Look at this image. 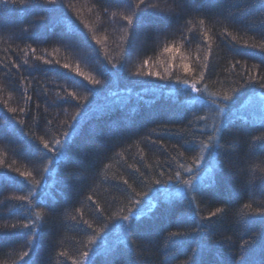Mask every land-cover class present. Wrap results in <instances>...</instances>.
<instances>
[{
    "label": "trees",
    "instance_id": "16d2710c",
    "mask_svg": "<svg viewBox=\"0 0 264 264\" xmlns=\"http://www.w3.org/2000/svg\"><path fill=\"white\" fill-rule=\"evenodd\" d=\"M154 2L164 6L0 3V226L43 214L32 229L0 227V264H74L84 250L89 264H264V216L244 208L264 200L255 168L264 153L252 141L264 134V0H185L172 14L147 7ZM121 13L133 15L131 25ZM206 54L198 93L181 81L198 79ZM204 84L221 96L203 93ZM213 125L222 129L218 144L208 139ZM40 138L64 147L49 151ZM201 140L214 147L194 163ZM193 177L190 190L184 181ZM30 190L36 209L11 199ZM217 207L225 212L209 219Z\"/></svg>",
    "mask_w": 264,
    "mask_h": 264
},
{
    "label": "snow or ice",
    "instance_id": "6c2138e0",
    "mask_svg": "<svg viewBox=\"0 0 264 264\" xmlns=\"http://www.w3.org/2000/svg\"><path fill=\"white\" fill-rule=\"evenodd\" d=\"M185 2V0H173L172 4H169L168 3V0H164V6L161 7V4L160 3H151L149 5H147V7L149 8H152V9H159V12L161 14H164L165 12H167L168 14H172V13H175L176 11V8H180L183 6V3ZM0 3H5V4H12V5H18L20 10L22 11H27L29 8L35 6L36 4V0H0ZM47 3L49 4H55L56 3V0H47ZM140 3H144V0H140ZM139 10V5H135L134 7H132L131 11L133 14H135L136 12H138ZM105 11H107V9H105ZM111 15L113 17H115L117 15L116 12H113L111 13ZM121 15V18L125 21L128 22L129 25L132 24V21H133V15H124L123 13L120 14ZM186 24L189 26L188 30L189 31H192L193 28L195 27V25L193 24V20L192 19H187L186 20ZM198 24L199 26L201 27V29L204 28V25H205V21L204 19H199L198 20ZM24 31H28V29H24ZM225 31H227V29H225ZM202 35L205 37V39H210V37H208V32L207 31H203L202 32ZM229 35H231L229 33ZM233 39H235V37H233ZM99 42V41H98ZM247 43V42H245ZM208 53L211 52V46L208 45ZM259 47H261L262 49H264V44H261L259 45ZM31 51L33 53H35V49H29V48H25L24 51L25 52H28V51ZM164 51H169V48L168 47H165L164 48ZM38 59H42V57H38ZM208 54L205 55L204 57V62L201 64L200 66V71H199V74H198V79L194 80V81H189L187 78L182 80L181 82L184 83V84H190L191 85V88L196 91V92H201V89L200 88H197V84L200 83L201 81H203L204 79V75H205V70L208 68ZM50 61H46V63H49ZM24 63L26 64L27 63V60L24 61ZM147 63V61H145V64ZM65 68L68 67V65H64ZM182 67L185 69V71L188 70V66L187 65H182ZM234 67V66H233ZM257 66H253V68H256ZM78 70V69H77ZM137 75H140V71L138 70ZM80 75H85L84 73H80ZM147 75H153V73L149 72L147 73ZM158 75V74H157ZM86 79L90 80L91 83L93 84H99L100 81L97 80V79H94L93 77L91 76H86ZM249 79L251 80L252 77H249ZM261 80L264 81V77H261ZM261 87H264V83H261ZM202 92L203 93H206L209 97H216V96H221V93H218V92H212L209 90V87L207 84H204L203 85V89H202ZM73 96H75V93L72 94ZM30 99V98H29ZM222 99L223 100H229L231 99L230 95L225 93L222 95ZM211 103L213 105H216V100L213 99L211 101ZM10 111L12 112H15L16 109L15 108H12L10 109ZM217 111L218 113L222 114L223 113V109L221 108H217ZM194 115V119L196 121H200V120H207L209 117L208 116H201V115H197V114H193ZM191 123V122H190ZM262 127H264V125H262ZM64 137H65V141L67 140V137H68V133H63ZM43 142V147L49 151H53L55 150L56 148H59V149H63L64 147V144L61 142V140L59 139H53L51 142L47 141V140H43L42 138H40ZM193 139H195V136H193ZM209 141H212V140H215L217 142V144L221 141L222 139V129L216 125H213V134L211 136H209ZM252 141L255 142L254 144V147H255V150L259 153H264V134L260 135V136H255L252 138ZM50 143H51V147H50ZM214 147V145L212 143H209V142H205L203 140L199 141L198 142V151H197V155L193 158V162L194 163H197V162H200V161H203L205 159V153L208 152V150L210 148ZM59 154V153H58ZM180 155L182 156L183 153L181 152ZM49 164L52 163L51 160L48 161ZM181 168H184V170L188 171V172H192L193 171V168L191 166H187V165H180ZM256 169H258L261 173H264V167H261L260 165H256L255 166ZM16 171H19V169H16ZM43 172H47L48 171V168H43L42 169ZM211 171V169L209 170ZM21 175H24V176H31L32 173L31 172H27V173H21ZM181 175L180 172H176L175 173V176L179 177ZM260 179V182H261V188L262 190H264V175L260 176L259 177ZM194 180H195V177L193 178H190L188 180H185L184 181V184H186L188 186V188L190 190H194L195 188V185H194ZM125 184H127V181L125 180L124 181ZM156 183H161V181L157 180ZM39 184V181H35L34 183V186L38 185ZM34 193L31 192V190L29 191L28 195L26 196H15V197H11V199H15V200H19V201H26L28 203V205L30 206V209H36L38 206L37 205H34L32 203V195ZM88 199H91V197H89ZM194 199V197H193ZM0 203H3V201H0ZM131 203H139V201H132ZM151 207V206H150ZM244 208L247 209L249 212H254V213H257V214H260L262 216H264V200L260 201L259 202V206L254 208L252 207V204L251 203H248V204H245L244 205ZM78 213H80L81 217L83 215L82 212H80L79 209L76 210ZM127 212L128 214L126 215H123L121 217L122 220L124 221H130L132 219V215H133V210L132 209H127ZM223 212H225V209L224 208H221V207H217L215 209V211H212L209 213V219H211V217H214V216H217L218 214H222ZM72 220H76L77 217L75 215H73L71 217ZM40 221L41 223L43 222V214L41 211L39 210H36L34 212V216H32L30 219L27 220V222L25 221H20L19 223L17 224H11V225H3V226H0V227H4V228H7V227H11V228H27V229H32V228H35L37 227V222ZM85 224H88V227L91 228L92 225L90 223H88L87 221H84ZM121 227L123 228L124 225H121ZM101 229H96L95 231L99 232ZM197 231H199V229H197ZM171 236L175 237V236H181V235H186V233H180V232H173L170 234ZM34 239H35V232H32L31 233V238L28 239L27 243H28V246H29V249H31V246L34 242ZM96 242V237L93 235V236H90L88 237V241L87 243L88 244H94ZM125 243L124 241H121V244ZM249 243L248 241H245V244ZM117 249H113V251H115ZM60 256L62 257H67L68 256V253L67 252H60L59 253ZM26 257H29V251H24L22 253V255H20V259L21 260H24ZM241 260L244 259L243 256L240 257ZM74 264H89V251L88 250H84L82 252H80V259H77L74 261ZM121 264H125L124 261L121 262Z\"/></svg>",
    "mask_w": 264,
    "mask_h": 264
},
{
    "label": "rangeland",
    "instance_id": "374dc122",
    "mask_svg": "<svg viewBox=\"0 0 264 264\" xmlns=\"http://www.w3.org/2000/svg\"><path fill=\"white\" fill-rule=\"evenodd\" d=\"M138 41H139V38L137 37V42H136V45H135L136 47H138Z\"/></svg>",
    "mask_w": 264,
    "mask_h": 264
}]
</instances>
